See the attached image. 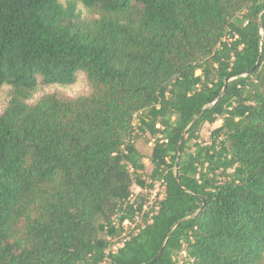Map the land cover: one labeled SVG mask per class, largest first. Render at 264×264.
I'll return each instance as SVG.
<instances>
[{"label":"trees","instance_id":"obj_1","mask_svg":"<svg viewBox=\"0 0 264 264\" xmlns=\"http://www.w3.org/2000/svg\"><path fill=\"white\" fill-rule=\"evenodd\" d=\"M3 87L0 264H264V0H0Z\"/></svg>","mask_w":264,"mask_h":264},{"label":"rangeland","instance_id":"obj_2","mask_svg":"<svg viewBox=\"0 0 264 264\" xmlns=\"http://www.w3.org/2000/svg\"><path fill=\"white\" fill-rule=\"evenodd\" d=\"M67 0H61L62 3H64ZM78 8L81 10L83 16L88 17L87 11L79 4ZM8 87H3L0 89V114L4 110L7 102H8ZM50 93H57L59 95L65 96V97H70V98H76L79 96H85L89 93V85L87 83V79L84 73H77L76 81L74 84L66 87H61L58 85H53L49 87H40L37 89V91L34 93L33 98L30 103H34L36 100H38L41 96L45 94H50ZM221 125V121L216 122L213 125H204L199 133V141L203 143H208L209 142V137L210 133L213 129L219 127ZM137 148L146 156L149 157L152 149V142L151 143H145L143 139H140L137 142ZM144 164L146 166V171L150 172L151 170V165L149 164V161L145 159ZM132 191L134 194L137 196V194H142L140 189L136 186L132 188Z\"/></svg>","mask_w":264,"mask_h":264},{"label":"built area","instance_id":"obj_3","mask_svg":"<svg viewBox=\"0 0 264 264\" xmlns=\"http://www.w3.org/2000/svg\"><path fill=\"white\" fill-rule=\"evenodd\" d=\"M140 191L142 192V194L146 195L144 203L142 204L141 212L139 213L135 212V215L131 221L125 220L121 224L119 223L117 216L113 218V221H112L113 226L116 229L121 228L123 230V233H122L123 239L121 240V242H118L115 245H113L112 251H115L116 249L122 246L123 242L128 239L127 234L132 233L134 235L139 231L140 228L144 226V223L141 219V215L148 213L150 211V207L154 203L161 201L165 197L166 184L163 180L155 181L152 183L151 188L147 190L140 189ZM136 201L137 200L134 196L129 200L130 205H132L133 208H136L137 206ZM150 216L151 214H149V217Z\"/></svg>","mask_w":264,"mask_h":264},{"label":"water","instance_id":"obj_4","mask_svg":"<svg viewBox=\"0 0 264 264\" xmlns=\"http://www.w3.org/2000/svg\"><path fill=\"white\" fill-rule=\"evenodd\" d=\"M228 82V80L226 81V83ZM223 91H225V87L223 89ZM180 148V145L178 146V150ZM163 251V246L162 248L159 250L158 254L155 256V258H153V260H151L150 262L146 263V264H153L154 262H156L158 260V258L161 256V253Z\"/></svg>","mask_w":264,"mask_h":264}]
</instances>
